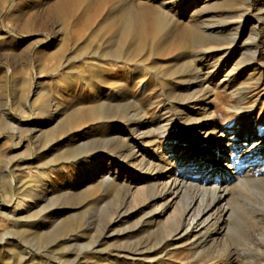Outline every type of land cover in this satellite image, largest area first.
Instances as JSON below:
<instances>
[{"label":"rangeland","instance_id":"1","mask_svg":"<svg viewBox=\"0 0 264 264\" xmlns=\"http://www.w3.org/2000/svg\"><path fill=\"white\" fill-rule=\"evenodd\" d=\"M128 2L0 0V264H264V221L260 225L253 217L264 219V182L233 188L228 198L233 220L200 258L179 238L172 246L152 245L156 226L171 208L150 225L147 220L171 194L155 203L146 201L145 192L135 194L154 165H168L172 174L193 172L200 153H192L190 145H202L205 134L214 139L219 129H235L239 95L250 106L244 123L252 119L258 126L264 116V0H184L170 10L161 0H138L133 24L141 23L142 38L122 40L119 25L131 10ZM72 10L75 16L86 12L89 25H75ZM162 12L166 23L154 30ZM117 40L120 53L138 62L125 65L100 54L110 55ZM80 75H96L97 81L85 85ZM129 105L137 110L141 138L124 119ZM96 106L104 111L102 119L86 114ZM70 113L74 121L59 126ZM124 144L132 154L119 156ZM126 184L133 195L128 207L139 209L114 229L130 227L100 238L97 248L103 251L87 250L113 216L108 208L127 194ZM75 217L78 224L60 229ZM39 236L45 239L37 241ZM140 241L151 248L126 255L125 245Z\"/></svg>","mask_w":264,"mask_h":264},{"label":"bare ground","instance_id":"2","mask_svg":"<svg viewBox=\"0 0 264 264\" xmlns=\"http://www.w3.org/2000/svg\"><path fill=\"white\" fill-rule=\"evenodd\" d=\"M65 1L66 0H58L60 5H62V3ZM104 1L106 2L108 0H104ZM183 1L184 0H161V3H164L165 5H167L168 10H170L177 5H183L184 4ZM138 3H139L138 0H129L128 5L131 8V10L130 11L128 10L127 15H125V18H123L121 22L118 21V22H120L119 38L122 40H124V39L125 40H131V37L134 39H137V40H140L142 38L141 23L137 22V20H136L137 23L133 24V19H134L133 17H136V15L138 14V11H139L138 8L141 7V6L139 7ZM194 9H196V8H194ZM73 11L74 10H72L70 12V14H71L72 18L75 19V25L80 24L82 27H86L89 25V18H88V15L86 12L82 15H76L75 16V11L74 12ZM181 11H182V9H181ZM64 12L66 14V11H64ZM195 12H196V14H198L199 10L196 9ZM166 15H167L166 12H162V13H159L157 18L156 17L154 18V22L152 24V28H154V30L160 28V26L163 23L162 20H164V16L166 17ZM135 19H137V18H135ZM165 23H166V21H165ZM205 28H207V27H205ZM200 29H199V31H200ZM154 33H156V32H154ZM201 33H203V32H201ZM207 33H209V32H207ZM211 36H212V34H211ZM204 37H207V36H204ZM76 38H80V35H76ZM117 41H118L117 43H114V48H113L112 53L110 55L107 54L108 51H104L102 53L98 52V53H100L105 58L109 57V58L116 60L117 63L123 62L125 65H127V63H133L134 64L135 62H138L137 60L132 58V54L129 56H123L122 51L120 53V49H119L121 47V45L119 44L120 40H117ZM93 53H96V51H94ZM256 53H257V50L255 47L252 50H250V58L249 59L251 61L255 59ZM71 58H72V56L69 57V60ZM217 64H218V62H217ZM216 65H213V67H215ZM84 72H86V71H83L82 73H84ZM210 72H212V71H209L207 73H210ZM230 72H232V71L230 70ZM137 73H138V71H137ZM82 75L76 76V77L80 78V80H83L85 85L91 86V84H93L92 82L97 81L96 75H94L93 78H86ZM147 76H148V74H147ZM156 76H157V74H156ZM223 79H224V77H223ZM228 80H230V79H228ZM140 81H142V80H140ZM220 82H222V81H220ZM163 85H164V83H163ZM237 86H239V85H237ZM239 89L241 90V88H239ZM238 92H240V91H238ZM160 93H161V91H160ZM243 95H244V93H243ZM243 95L242 96L239 95L240 97H237V105L235 106V109L237 110L236 111L237 114L240 115V117H239L240 120H239L237 126L235 127V129L231 133H227L228 132L227 128H223L221 130L219 129V131H217L216 135L215 134L212 135L213 138L215 137L214 139L207 140V138H206L207 136H205L206 135L205 134L204 136L201 137V140L203 142L202 145H200V146H197L195 144L190 145L192 148V149H190V151L192 153H194V154L200 153V160H199V157H197L196 160L198 162H196L194 165L190 166V168H195V170L193 172L188 171V172H184L182 174H174V173L172 174V173H169V169L167 168L168 165L165 166V165H159V164L154 165L153 164L154 166L150 170V176L151 177H149V180L147 179L148 182H147L146 186L141 185L142 187L137 188L135 194L138 195L141 192H145L146 201H148V202L154 201V203H155V201L158 198H162L163 195H165L166 193L171 194V196L169 198H167L165 201L163 200V202L160 205L158 204L154 207V209L152 211L153 214L150 215V219L147 220L148 225H150L152 222H155V219H156V217H158V215L161 216L163 213L167 212V210H169L171 208V211H169L167 213V215L164 217L165 219L163 220V222L158 224L157 226L155 225L156 226L155 240H157V242L155 244L154 243L152 244L154 247L163 246L165 244H166V247H168L170 245L172 246L175 243L172 240H174V238H179V240L186 241V243L189 244L190 247L195 249L194 250L195 251L194 256L197 258L198 257L200 258V256H203L204 253L206 254V252H211L209 244L214 241L215 235L217 236V235H221L222 233L224 234L228 229L227 225L231 224L228 221H231L229 219L232 216L233 206L230 205L232 202L231 201L229 202L228 198H230L231 194L233 195V190L236 188H241V189L244 188L245 189L246 186L250 187V185L252 183L264 182V169H261L257 173V170H258L257 167L258 168H260V166H261V168L264 167V164H261V161L262 160L264 161V135L259 136V131L264 128V116L259 119V122L257 123L258 126H256V128H254V123L251 124L252 119H249L248 120L249 123L245 124L244 120L248 116L247 115V109L250 106H248V107L244 106V104L246 102V99H245L246 97H245V95L244 96ZM237 96H238V94H237ZM129 106H132V107H131V109L127 110L124 113V119L126 122H129V123H131V125H133V127L131 129L133 130V133L136 132L137 138H141L143 136V132L137 131L138 127L136 126V122H135V117H137L136 116L137 110L135 107H133L134 105H129ZM99 107L96 106V107L89 108L87 110L86 114H88L91 117L96 118L98 120L102 119L103 115H104V113H103L104 111H101L99 109ZM140 110H141V108H140ZM120 112H121V110H120ZM232 113H233V111H232ZM120 116H122V115H120ZM2 118H3V114H2V116H0V119H2ZM234 120H235V118H234ZM73 121H74V113H72V114L70 113L66 117V120L64 122L60 123L61 125H59V124L58 125L63 127L65 124H67V123L70 124ZM167 123H168V121H167ZM260 125H263V126H260ZM51 131H53V130H51ZM122 138H124V137H122ZM119 143H122V142H119ZM118 151L120 152L119 156H127L129 154H132V148L128 144H124L122 149H120ZM139 161L142 163V162H144V159L140 158ZM163 161H165V160H163ZM219 162L221 164V168H220V166L218 167ZM244 162L250 163V164H248L247 169H244ZM161 164H163V163H161ZM114 171H115V169H114ZM145 171L146 170H144V172ZM6 174L8 175V177L10 176L11 182H14L15 179H14L13 173L10 171H7ZM178 175H180V176H178ZM107 177H108V175H107ZM103 182L110 184L111 181H110V179L104 178ZM134 183L135 182H132V184H134ZM114 187L118 191H119V189H123V185L122 186L121 185L114 186ZM130 188H131V185L126 184L127 191L125 193H127V194L123 195V197L121 198L118 205L114 206L113 209L108 208V210L110 212H112L113 216L106 222V224L104 225L103 231H101V233L98 235V237L94 241H92L91 244L88 245L87 250H92L94 252L103 251L106 248H104V247L103 248H101V247L97 248L101 242L100 238H108L111 236V234L115 233L116 231H119V232H122L124 230L126 231V229L130 227V226L125 227V229L124 228L117 229V230L114 229V225L116 223H120V224L124 223L126 221V219H129L130 217H132L134 215V212H136L139 209V207L134 208V207H128V205H127V203H129V201L131 200V198L133 196V195L130 196V192H131V191L129 192ZM156 189H157V191L154 192V190H156ZM244 189H242V190H244ZM150 190H152V191H150ZM238 201L236 202L237 204H239ZM179 203H181V206H179ZM234 206H237V205H234ZM158 209H160V212L158 211ZM144 211H145V209H144ZM156 212H158V213H156ZM154 214H157V215L155 216ZM253 217L255 218V223L258 222L260 224L261 222L264 221V219L261 216H255L253 214ZM140 222H142V221L140 220L138 223H140ZM145 222H146V220H145ZM76 224H78L77 217L69 218L63 223L62 228H60V229L61 230L69 229L71 226H74ZM124 224H126V223H124ZM16 225H18V222L16 223ZM143 225H145V224H143ZM138 227H139V225H138ZM84 229H89L88 225H86L84 227ZM77 232H78V230H76V232H73L74 233L73 235L77 236V234H76ZM23 235L28 236V233L26 231H23ZM225 235H227V234H225ZM43 239H45V238L40 237V238H37L36 240L41 241ZM146 242L140 241V242H136L134 244L125 245V250H127L126 255L129 256L130 254H128V253L138 254V253L143 252L147 249H150L151 247L147 246ZM181 244H182V242H181ZM123 247L124 246H122V248ZM228 252H229V250H228ZM158 253H160V255L161 254L165 255L166 251H162V252H158ZM121 254L124 255L125 253H121ZM94 256H95V254H94ZM147 258H150V257H147ZM208 259H210V257H208L205 260L207 261Z\"/></svg>","mask_w":264,"mask_h":264}]
</instances>
